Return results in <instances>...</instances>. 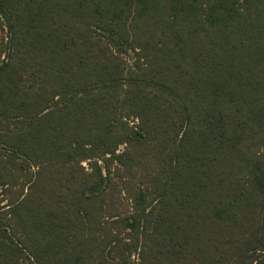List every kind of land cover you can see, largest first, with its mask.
Here are the masks:
<instances>
[{
  "label": "trees",
  "instance_id": "16d2710c",
  "mask_svg": "<svg viewBox=\"0 0 264 264\" xmlns=\"http://www.w3.org/2000/svg\"><path fill=\"white\" fill-rule=\"evenodd\" d=\"M0 264H264V0H0Z\"/></svg>",
  "mask_w": 264,
  "mask_h": 264
},
{
  "label": "rangeland",
  "instance_id": "374dc122",
  "mask_svg": "<svg viewBox=\"0 0 264 264\" xmlns=\"http://www.w3.org/2000/svg\"><path fill=\"white\" fill-rule=\"evenodd\" d=\"M2 34L0 33V38H1Z\"/></svg>",
  "mask_w": 264,
  "mask_h": 264
}]
</instances>
